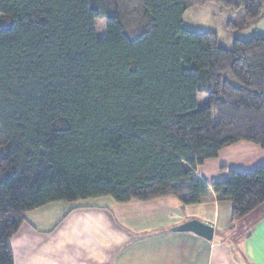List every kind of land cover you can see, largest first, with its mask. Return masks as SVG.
<instances>
[{
	"label": "trees",
	"instance_id": "obj_1",
	"mask_svg": "<svg viewBox=\"0 0 264 264\" xmlns=\"http://www.w3.org/2000/svg\"><path fill=\"white\" fill-rule=\"evenodd\" d=\"M209 3L243 8L242 28L264 18V0H0V264L26 213L57 202L198 204L213 189L250 235L264 164L194 175L237 142L264 148V34L228 48L183 26Z\"/></svg>",
	"mask_w": 264,
	"mask_h": 264
},
{
	"label": "crops",
	"instance_id": "obj_2",
	"mask_svg": "<svg viewBox=\"0 0 264 264\" xmlns=\"http://www.w3.org/2000/svg\"><path fill=\"white\" fill-rule=\"evenodd\" d=\"M264 164V148L240 141L206 160L194 178L226 180L229 170ZM52 203L26 213L12 239L15 264H264V216L250 235L232 222V203L212 189L198 204L179 197L129 203ZM111 202V201H110ZM214 227L208 240L172 227L190 219Z\"/></svg>",
	"mask_w": 264,
	"mask_h": 264
},
{
	"label": "rangeland",
	"instance_id": "obj_3",
	"mask_svg": "<svg viewBox=\"0 0 264 264\" xmlns=\"http://www.w3.org/2000/svg\"><path fill=\"white\" fill-rule=\"evenodd\" d=\"M244 19L245 13L243 8H224L215 3H209L205 7L188 9L183 16V26L189 30L198 32L214 30L220 36L222 43L226 47L232 48L235 38L248 40L256 34H264V18L250 26L242 28ZM4 21L5 17L0 14V22L3 23ZM97 33L100 37L106 34L104 19H97ZM207 99L208 95L201 93L198 100L199 106H204ZM107 199L111 201L109 203L114 202L112 198L104 197L77 203H103Z\"/></svg>",
	"mask_w": 264,
	"mask_h": 264
},
{
	"label": "water",
	"instance_id": "obj_4",
	"mask_svg": "<svg viewBox=\"0 0 264 264\" xmlns=\"http://www.w3.org/2000/svg\"><path fill=\"white\" fill-rule=\"evenodd\" d=\"M175 232H188L191 231L199 236H202L208 240L213 239L214 227L209 223L201 221L200 219H190L180 225L172 227Z\"/></svg>",
	"mask_w": 264,
	"mask_h": 264
}]
</instances>
